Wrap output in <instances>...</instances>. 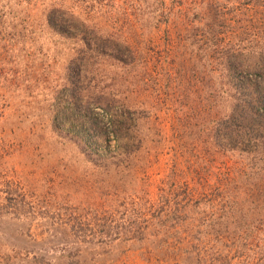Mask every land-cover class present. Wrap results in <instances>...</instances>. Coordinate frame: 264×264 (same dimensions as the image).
<instances>
[{
	"label": "rangeland",
	"instance_id": "374dc122",
	"mask_svg": "<svg viewBox=\"0 0 264 264\" xmlns=\"http://www.w3.org/2000/svg\"><path fill=\"white\" fill-rule=\"evenodd\" d=\"M263 60L264 0H0V264H264Z\"/></svg>",
	"mask_w": 264,
	"mask_h": 264
},
{
	"label": "trees",
	"instance_id": "16d2710c",
	"mask_svg": "<svg viewBox=\"0 0 264 264\" xmlns=\"http://www.w3.org/2000/svg\"><path fill=\"white\" fill-rule=\"evenodd\" d=\"M96 43L101 45V46L110 45L108 47L111 48V53L117 55L116 56L117 59L128 60L126 58H122V56H121L122 53H124V52L122 50V46L123 45L120 46V42L119 41H117L115 39H112L110 37H107L106 39H103L101 42H96ZM259 66H260L259 69L258 70L256 69V71H257L256 73L259 75V80H258L259 83H257L256 86L259 87V88H255V91H254L255 95H253L252 102L248 103L249 106H247V103H245L244 104V110L239 112V114H238L239 121L244 120V115H245L244 111H245V109H249L247 107H252L253 106V109L255 108V105H256L255 104V100H257L259 102L264 100V85H263V83H264V60H263L262 64H259ZM262 85H263V87H262ZM260 107H257L255 112H254V114H253V116L247 120L246 124L251 126L252 129H255L256 127H261L260 124L264 123L262 120L258 121L256 119V117L259 116V112L262 110V109H260ZM262 107H264V106H262ZM246 112L247 113H251L252 110H250V111L246 110ZM238 117H237V115L230 117L229 118L230 121H226L225 127L223 128L224 129V133H225L224 134L225 138H226V140L228 141L229 144L235 143V139L237 137L236 134H234V130L231 128V126H230L231 124L230 123L232 122L234 124V122H236V120H238ZM115 131H116V133H119V131L122 132L121 129L118 128V127L115 128ZM241 135H244V134L242 133ZM118 140H120V139L118 138ZM138 146H139V144H138Z\"/></svg>",
	"mask_w": 264,
	"mask_h": 264
}]
</instances>
